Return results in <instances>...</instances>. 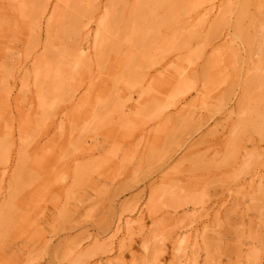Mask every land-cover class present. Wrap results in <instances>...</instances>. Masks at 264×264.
Here are the masks:
<instances>
[{
	"label": "rangeland",
	"instance_id": "374dc122",
	"mask_svg": "<svg viewBox=\"0 0 264 264\" xmlns=\"http://www.w3.org/2000/svg\"><path fill=\"white\" fill-rule=\"evenodd\" d=\"M0 264H264V0H0Z\"/></svg>",
	"mask_w": 264,
	"mask_h": 264
}]
</instances>
